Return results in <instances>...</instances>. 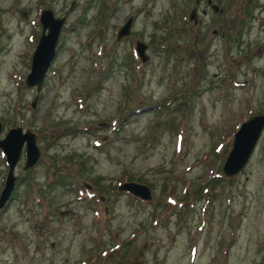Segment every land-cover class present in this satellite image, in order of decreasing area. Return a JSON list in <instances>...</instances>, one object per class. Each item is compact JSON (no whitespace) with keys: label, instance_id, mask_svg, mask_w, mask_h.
Instances as JSON below:
<instances>
[{"label":"rangeland","instance_id":"rangeland-1","mask_svg":"<svg viewBox=\"0 0 264 264\" xmlns=\"http://www.w3.org/2000/svg\"><path fill=\"white\" fill-rule=\"evenodd\" d=\"M41 8L63 21L36 91ZM260 112L264 0H0V137L29 129L39 149L14 165L0 264H264V126L244 166L220 172ZM6 170L0 149V189ZM127 180L151 197L116 188Z\"/></svg>","mask_w":264,"mask_h":264},{"label":"water","instance_id":"water-1","mask_svg":"<svg viewBox=\"0 0 264 264\" xmlns=\"http://www.w3.org/2000/svg\"><path fill=\"white\" fill-rule=\"evenodd\" d=\"M212 6L214 9L216 8L215 5ZM194 13V8H191L189 17L192 18ZM38 20L40 23V33L31 52L28 72L24 77V84L26 86H33L36 91L40 88L45 71L55 55L56 42L63 17L54 16L49 8H41ZM131 21V17H127L116 30V39L128 34ZM134 50L141 61L147 58L145 44L142 41H135ZM34 99L35 97L30 102L31 106L34 103ZM263 126L264 112L252 114L238 124L232 134L230 148L221 164V174L231 176L244 166L260 136ZM22 148L24 150L22 168L27 169L36 162L39 156V149L35 143L33 132L29 129L22 131L19 126H16L8 128L4 135L0 137V149L4 154V160L7 164L3 186L0 189V207L6 204L11 197L16 178L13 169ZM84 185L87 188L89 187L87 183H84ZM116 188L129 192L140 200H147L151 197L150 188L141 182L133 180L122 181L117 184ZM115 264L125 263L118 261Z\"/></svg>","mask_w":264,"mask_h":264},{"label":"trees","instance_id":"trees-1","mask_svg":"<svg viewBox=\"0 0 264 264\" xmlns=\"http://www.w3.org/2000/svg\"><path fill=\"white\" fill-rule=\"evenodd\" d=\"M66 180H68V174L67 173L66 174H63V176L60 175V176L54 177V179L52 180V183L59 182L60 184H64V183H67L68 182ZM214 180H217V176L213 178V181ZM198 190H199V188H197V191Z\"/></svg>","mask_w":264,"mask_h":264}]
</instances>
